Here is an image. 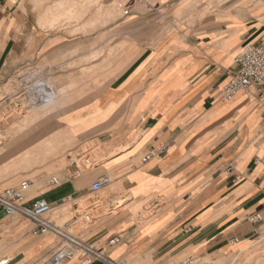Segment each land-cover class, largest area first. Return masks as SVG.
I'll use <instances>...</instances> for the list:
<instances>
[{
	"label": "crops",
	"instance_id": "crops-1",
	"mask_svg": "<svg viewBox=\"0 0 264 264\" xmlns=\"http://www.w3.org/2000/svg\"><path fill=\"white\" fill-rule=\"evenodd\" d=\"M123 1L128 15L133 16L139 14L135 12L140 4L149 7L160 3L105 0L103 4L109 11L110 6L123 5ZM233 3L205 14L201 30H195L186 42L151 47L155 50L145 46L141 55L114 75L107 88L73 112L60 113L58 130L73 134L75 144H61L62 151L53 158L58 183L51 184L45 178L41 180L43 189L28 191L26 198L43 197L59 212L61 220L70 211L65 210L66 202L75 206L91 194L103 197L108 212L97 216L82 236L124 264L169 263L189 253L211 258L240 256L250 248L261 254L264 86H252L230 100L223 99L220 90L243 45L258 42L262 35L264 0ZM23 5L24 0H0L1 97L8 95V88L16 94L21 71L26 75L28 93L40 80L38 69L59 77L61 86L68 84V64H31L44 45L45 33L39 35L37 43L36 17L20 7ZM148 68L154 73L149 75ZM157 70L161 74L149 82ZM47 89L51 90L49 85ZM95 140L101 145L102 160L76 175L77 167L82 166L71 154ZM152 146L163 148V153L141 162ZM104 175L110 176V183L91 191L92 183ZM24 179L31 181L21 178L10 186ZM6 187L0 186V192ZM116 197H128V206L146 209L154 203L157 209L145 220L140 215L111 218V201ZM254 214L261 219L253 222ZM42 236L13 259L20 255L50 257L56 239L51 234ZM112 238H118L114 245L109 244ZM72 260L69 264H87Z\"/></svg>",
	"mask_w": 264,
	"mask_h": 264
},
{
	"label": "rangeland",
	"instance_id": "rangeland-1",
	"mask_svg": "<svg viewBox=\"0 0 264 264\" xmlns=\"http://www.w3.org/2000/svg\"><path fill=\"white\" fill-rule=\"evenodd\" d=\"M103 1L31 0L28 4V0H24L25 5L20 6L36 17L37 43L39 35L45 33L44 45L31 64H68L69 76L68 84L61 86L59 77L45 75L38 69L36 74L40 80L33 87L35 89L37 83L42 82L37 87L39 94L36 89L28 93L29 85L23 78L26 79V75H22L21 71L16 82V94L12 95L11 88H8L5 90L8 95L0 96V186L9 187L21 178H29L32 186L28 193L43 189L40 187L41 180L46 178L49 181L57 176L55 170L58 166L53 163V158L62 151L60 145L75 144L73 134L58 130L56 119L60 113L73 112L86 99L107 88L114 75L141 55L145 46L156 48L163 44L186 42L195 30H201L205 14L234 5V0H160V3L158 1L149 7L140 4L135 12L139 14L133 16L134 13L128 15V9L124 8L126 1L120 6L117 3L114 7L110 6L109 11ZM157 71L149 82L161 74L160 70ZM147 73H154L153 68H148ZM76 149L71 156L83 167L84 158L91 160L89 168L102 160L103 151L96 140ZM128 200V197H116L111 201V218L140 215L145 220L154 216L157 209L154 203L142 209L137 205H126ZM66 206L65 210L70 211L61 220L59 212L51 213L57 224L61 225L74 215V206ZM77 206L80 210L88 209L95 217L108 212L105 199L96 194L77 202ZM2 215L3 212L0 213ZM31 227L32 222L26 217L0 218V260L5 261L3 264L26 261L52 264L48 255L41 258L20 255L18 259H13L18 251L22 254L32 247V241L44 238L32 235ZM78 230L79 227L74 225L69 229L72 233H78ZM189 255L199 257L208 264H264V251L258 254L257 249L251 248L240 256L215 255L211 258L189 253L183 257ZM172 263L155 261L146 264Z\"/></svg>",
	"mask_w": 264,
	"mask_h": 264
},
{
	"label": "built area",
	"instance_id": "built-area-1",
	"mask_svg": "<svg viewBox=\"0 0 264 264\" xmlns=\"http://www.w3.org/2000/svg\"><path fill=\"white\" fill-rule=\"evenodd\" d=\"M260 88L264 86V22L263 32L256 43H246L235 58V67L230 72L227 82L222 86L220 93L225 100L232 99L236 94L248 91L250 87ZM163 148L151 147L141 162H145L151 156L163 153ZM85 167H77L75 174L78 175L83 168L90 167L91 160L84 158ZM110 176H101L97 181L92 183L91 191L99 190L103 185L109 184ZM51 184H57L58 179L53 176L50 179ZM28 179L21 180L17 186H9L0 192V213L4 216H22L32 222V235L51 234L56 239V245L48 258L52 264H60L64 261L79 259L87 264L93 261H101L103 264H124L123 260L113 259L96 249L82 233L90 229L96 221L88 209L80 210L77 205L74 206V215L69 220L64 221L61 225L57 224L51 217L57 210L49 204L43 197L37 196L32 200L26 198V194L31 186ZM70 204L68 202L66 205ZM71 205V204H70ZM2 215V216H3ZM0 216V218L2 217ZM261 219L259 214L251 216L253 222ZM78 226V233L69 231L71 226ZM118 242V238H112L110 245ZM21 264H36L35 262H23ZM172 264H208L201 258L189 255L180 258Z\"/></svg>",
	"mask_w": 264,
	"mask_h": 264
},
{
	"label": "bare ground",
	"instance_id": "bare-ground-1",
	"mask_svg": "<svg viewBox=\"0 0 264 264\" xmlns=\"http://www.w3.org/2000/svg\"><path fill=\"white\" fill-rule=\"evenodd\" d=\"M15 141H16V138H15ZM5 262V261H4Z\"/></svg>",
	"mask_w": 264,
	"mask_h": 264
}]
</instances>
